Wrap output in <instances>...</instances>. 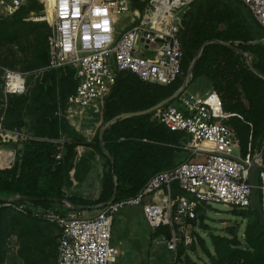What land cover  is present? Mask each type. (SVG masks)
I'll use <instances>...</instances> for the list:
<instances>
[{
  "label": "trees",
  "instance_id": "trees-1",
  "mask_svg": "<svg viewBox=\"0 0 264 264\" xmlns=\"http://www.w3.org/2000/svg\"><path fill=\"white\" fill-rule=\"evenodd\" d=\"M45 9L44 3L31 0L15 15L21 18L19 25L24 28L23 17L43 14ZM244 11L253 17L257 29L248 26ZM12 25L0 24V44L15 38L18 32H11ZM49 32L41 34L29 66L32 69L48 63ZM179 37L184 56L178 79L163 86L143 81L129 71L119 73L112 92L104 101L102 128L91 141L55 114L59 105L65 106L76 89L74 68L42 71L34 84H28L25 94H9L7 102L0 90V103L4 105L0 110V124L21 130L26 126L27 116L32 120L29 127L32 138L21 142L22 147L16 150L11 167L0 169V264H5L6 243L14 234L20 238L19 254L24 264H55L56 261L58 241L50 247L45 240L55 224L40 219L33 209L23 212L15 206L32 203L49 208L53 202L66 201L68 208L65 210L55 208L61 214L79 210L75 205L99 207L111 200L135 196L151 176L171 169L187 158L188 152L179 147L183 134L156 122L152 115L155 106L181 88L196 56L198 59L188 76L186 90L198 78L207 77L220 99L225 120L237 131L244 159L253 160L262 151L264 77L258 71L264 74V27L240 0H195L184 14ZM143 111L147 112L122 116ZM63 134L68 138L64 142L66 152L57 161L54 140ZM80 145L92 146L106 160L101 191L95 199L64 193L65 187L74 185L73 173L79 176L76 156ZM181 150L186 151V156L179 159ZM87 158L80 161L88 171ZM79 178L83 179L84 174ZM205 206L210 205L201 204L197 209L202 221L207 219ZM232 211L252 218L245 228L246 246L240 247L236 229L229 228L225 236H212L215 255L210 254L204 238L199 237L202 249L210 254L212 264H264L263 218L254 205L248 210ZM161 233L169 236L168 227L153 230L151 237L156 238ZM190 247L195 249L196 246ZM48 249L50 253L42 259L33 252L37 250L42 254ZM52 258L53 262L50 261ZM177 262L200 264L183 246L178 249Z\"/></svg>",
  "mask_w": 264,
  "mask_h": 264
},
{
  "label": "built area",
  "instance_id": "built-area-1",
  "mask_svg": "<svg viewBox=\"0 0 264 264\" xmlns=\"http://www.w3.org/2000/svg\"><path fill=\"white\" fill-rule=\"evenodd\" d=\"M29 1L0 0L1 19L14 16ZM36 1L46 5L45 13L31 14L29 19L46 20L50 10L52 21L47 36L48 63L31 72L37 77L44 70L74 68L76 89L65 106L55 112L72 126L90 118L92 112L102 115L105 98L121 72L129 71L143 81L163 86L172 84L182 74L184 52L179 34L184 14L195 0ZM240 1L264 27V0ZM125 15L130 22L119 31ZM1 69L5 102L9 94H25L30 72L2 66ZM212 92L208 98L206 94L186 90L155 108L152 119L183 134L179 147L188 156L175 167L151 176L135 196L111 200L92 215H86V209L61 214L32 203L15 206L23 212L33 209L40 219L58 227L55 264L115 263L120 251L113 243L114 220L129 205H142L153 230L168 227L169 236H159L175 259L180 246L187 250L197 242L199 205L221 203L231 210H248L253 205L248 179L252 160L242 156L237 131L225 120L220 99L214 89ZM30 138L31 135L0 124V150L13 154L9 161L0 159V169L12 166L19 141ZM67 139L62 135L54 140L57 161L66 152ZM11 143L17 144L16 150L3 147ZM258 170L256 189L260 190L264 212V151Z\"/></svg>",
  "mask_w": 264,
  "mask_h": 264
},
{
  "label": "rangeland",
  "instance_id": "rangeland-1",
  "mask_svg": "<svg viewBox=\"0 0 264 264\" xmlns=\"http://www.w3.org/2000/svg\"><path fill=\"white\" fill-rule=\"evenodd\" d=\"M29 16L30 15L23 17V21L26 22L24 28L19 25V20H21V18L16 15L7 19H1L0 17L1 25L9 26L10 24H13L11 32H18L16 36L13 34L15 38L10 41H2L0 44V90L2 89L1 76L3 73L1 66L30 72V75L28 76V84H34L36 80V74L31 72L33 69L29 66L41 34L51 30L52 12L49 10L47 19L38 22H33L29 19ZM243 16L248 26L257 29L255 21L248 11H244ZM129 22V16H122L119 31H121V28ZM59 75H61V73H59ZM212 90L213 88H211L210 80L207 79V77L198 79L187 89V91L191 92L199 91L201 94L204 93L208 98L212 96ZM3 106V103H0V110H2ZM59 108H63V106L59 105ZM26 122V126L23 127L20 132L25 135H32V131L29 129L32 123L31 118L27 116ZM101 127V113L93 112L90 118L85 119L81 124L74 128L80 134L85 136L87 140H92ZM87 130H90V132ZM63 135L66 136V134ZM21 147L22 145L19 141L18 149ZM263 150L264 144L262 151L255 157L258 158L260 163L263 160ZM77 153L78 156H76V160L78 162V170H80L78 172L79 176L73 174L75 184L72 187H65L64 193L70 196L78 195L88 199H95L99 196L101 191V175L106 171V160L97 151H95L97 157L91 155V151L86 147H79ZM185 156L186 151L181 150L178 152L179 159L180 157L183 158ZM83 157H88V162L86 161L89 163L88 171L83 168V162L80 161ZM90 170H92L91 175L88 173ZM83 174L85 179H80L79 177L81 175L83 176ZM257 184H259L258 169L256 171V185ZM256 194L259 204L262 206L259 189H256ZM209 205L210 206L204 207V214L207 216V219L202 221L198 217L196 223L195 235L197 242L194 243L196 246L195 249L189 247L186 250L187 254L200 264H212L210 254L215 255V249L211 238L213 235H227L229 228L236 229L238 240L240 241V247L246 246L245 228L248 222L252 220V218L249 219L240 213L233 212L230 208L221 203H210ZM152 232L153 229L149 226L144 216L142 205H129L121 209L116 215L113 228V243L118 247L120 253L117 261L113 264H182L180 262L176 263L175 254L167 249L162 237H151ZM58 237L59 229L56 226H52L49 238L46 237L45 240L51 247V245L58 241ZM199 237L204 238L210 254L202 249ZM6 246L7 253L5 263L24 264V260L19 254L21 241L16 234L9 237ZM33 252L37 258L42 259L43 257L46 258L50 253V249L42 254L37 250H33ZM50 261L53 262V258Z\"/></svg>",
  "mask_w": 264,
  "mask_h": 264
},
{
  "label": "water",
  "instance_id": "water-1",
  "mask_svg": "<svg viewBox=\"0 0 264 264\" xmlns=\"http://www.w3.org/2000/svg\"><path fill=\"white\" fill-rule=\"evenodd\" d=\"M197 59H198V56H196L192 66L189 68L188 70V74L181 86V88L171 97L165 99L163 102H161L160 104H158L157 106L154 107L157 108L167 102H170L172 101L173 99H175L177 96H179L180 94H182L184 91H186V87H187V81H188V76L193 72L194 70V66L197 62ZM258 73L260 75H262L264 77V74L261 72V71H258ZM148 111V110H147ZM147 111H143V112H134V113H124L122 114V116H128V115H138V114H143ZM111 123V121L107 124L109 125ZM3 147H6V148H9V149H12L13 151L17 149V144L16 143H11V144H7V145H4ZM101 147L103 150H105L103 144L101 143ZM264 151V150H263ZM258 165H259V161H258V158H254L251 162V164L249 165V174H248V179H249V182L250 184L252 185V194H251V197H252V203L255 207V209L257 210V212L261 215V217L263 218L264 220V212H263V209L261 207V205L259 204V201H258V198H257V194H256V171L258 169ZM25 200H30L29 198H23ZM75 208L76 209H88L89 207L87 206H80V205H75Z\"/></svg>",
  "mask_w": 264,
  "mask_h": 264
},
{
  "label": "crops",
  "instance_id": "crops-1",
  "mask_svg": "<svg viewBox=\"0 0 264 264\" xmlns=\"http://www.w3.org/2000/svg\"><path fill=\"white\" fill-rule=\"evenodd\" d=\"M202 77H204V76H202ZM202 77H200V78H202ZM200 78H198V79H200ZM197 79V80H198ZM208 79V78H207ZM197 80H195L193 83H195ZM192 83V84H193ZM210 83H211V81H210ZM211 88H212V83H211ZM197 92H199V91H197ZM202 94H204V93H202ZM93 113V112H92ZM103 121V120H102ZM102 128V127H101ZM88 141H91V140H88ZM79 147H85V146H78V148ZM78 148H77V152H78ZM86 148H88L90 151H91V153L92 154H94V156H96L97 157V154L95 153V149L92 147V146H88V147H86ZM90 154V153H89ZM77 156H78V153H77ZM88 156V155H87ZM90 175H91V173H92V170H90L89 172H88ZM74 174V173H73ZM88 174V175H89ZM103 176V174L101 175V177ZM88 177V176H87ZM72 178H73V175H72ZM85 179V178H84ZM73 181H74V178H73ZM75 184V183H74ZM38 207H42V206H38ZM56 207H59L60 208V210L61 211H63V210H65L66 208H68V203L66 202V201H64V202H53L52 204H51V207H49V208H51V209H54L55 210V208ZM89 207V206H88ZM44 208V207H43ZM98 207H89L88 209H86L87 210V213H86V215H92V214H94L95 212H96V209H97ZM70 211H73V210H70ZM69 212V211H68ZM67 212V213H68ZM56 226V225H55ZM57 227V226H56ZM58 228V227H57ZM56 262V261H55ZM6 264V263H5Z\"/></svg>",
  "mask_w": 264,
  "mask_h": 264
},
{
  "label": "bare ground",
  "instance_id": "bare-ground-1",
  "mask_svg": "<svg viewBox=\"0 0 264 264\" xmlns=\"http://www.w3.org/2000/svg\"><path fill=\"white\" fill-rule=\"evenodd\" d=\"M13 154L9 150H0V159H4L6 161H9L12 158Z\"/></svg>",
  "mask_w": 264,
  "mask_h": 264
}]
</instances>
